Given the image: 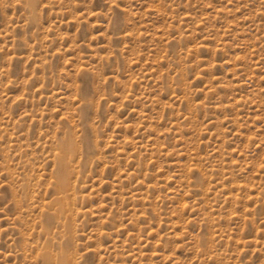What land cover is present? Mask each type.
Returning <instances> with one entry per match:
<instances>
[{"label": "rangeland", "instance_id": "374dc122", "mask_svg": "<svg viewBox=\"0 0 264 264\" xmlns=\"http://www.w3.org/2000/svg\"><path fill=\"white\" fill-rule=\"evenodd\" d=\"M67 263L264 264V0H0V264Z\"/></svg>", "mask_w": 264, "mask_h": 264}, {"label": "bare ground", "instance_id": "6f19581e", "mask_svg": "<svg viewBox=\"0 0 264 264\" xmlns=\"http://www.w3.org/2000/svg\"><path fill=\"white\" fill-rule=\"evenodd\" d=\"M68 135V134H67ZM68 136H71V135H68ZM68 138V137H67ZM62 142V141H61ZM69 144V143H68ZM72 144V143H71ZM64 145V144H63ZM67 147V146H66ZM61 157V156H60ZM63 158V155H62V157H61V159ZM67 158V157H66ZM61 159H60V161H61ZM58 160V159H57ZM62 160H64V159H62ZM68 161V160H67ZM66 161V162H67ZM66 165H68V164H66ZM65 164H60V166H59V170H58V175H59V185H57V186H59L60 187V189H61V192H63L64 194H65V196L63 197L64 199L66 198V196H67V198H68V194H67V192H66V185L68 184V181H67V176H68V174H70V172H69V170H70V168H68L67 166H66ZM57 166V165H56ZM72 171V170H71ZM72 173V172H71ZM74 174V173H73ZM69 177V176H68ZM58 188V187H57ZM56 188V189H57ZM55 189V190H56ZM57 191H58V189H57ZM59 192H60V190H59ZM63 193H60V194H63ZM70 194V193H69ZM61 196V195H60ZM59 198V197H58ZM58 200V199H57ZM56 201V200H55ZM59 202H60V200H58ZM60 204H62V199H61V202H60ZM59 204V205H60ZM63 204H65V201H64V203ZM63 204H62V206H63ZM61 206V205H60ZM68 206V205H67ZM66 206V204H65V207H67ZM64 207V208H65ZM70 207V206H69ZM68 208V207H67ZM62 209H63V207H62ZM65 212H66V210H65ZM67 214H68V216H70V210H67ZM66 214V215H67ZM67 217V216H66ZM68 219H69V217H68ZM68 222V221H67ZM70 223V222H69ZM57 260H58V258H57ZM69 261H70V259H69ZM66 262V261H65ZM71 262V261H70ZM68 264V263H67ZM69 264H71V263H69Z\"/></svg>", "mask_w": 264, "mask_h": 264}]
</instances>
